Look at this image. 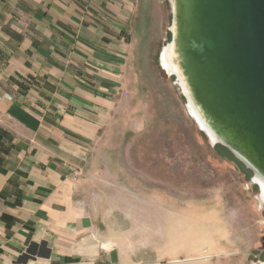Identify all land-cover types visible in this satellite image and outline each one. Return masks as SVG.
I'll return each instance as SVG.
<instances>
[{
	"label": "crops",
	"instance_id": "0c3cea01",
	"mask_svg": "<svg viewBox=\"0 0 264 264\" xmlns=\"http://www.w3.org/2000/svg\"><path fill=\"white\" fill-rule=\"evenodd\" d=\"M153 10L0 0V264H128L85 212L76 176L154 32Z\"/></svg>",
	"mask_w": 264,
	"mask_h": 264
},
{
	"label": "rangeland",
	"instance_id": "374dc122",
	"mask_svg": "<svg viewBox=\"0 0 264 264\" xmlns=\"http://www.w3.org/2000/svg\"><path fill=\"white\" fill-rule=\"evenodd\" d=\"M151 7L154 32L77 173L82 206L121 263L259 264L264 210L252 173L189 116L158 61L170 39L169 0Z\"/></svg>",
	"mask_w": 264,
	"mask_h": 264
},
{
	"label": "water",
	"instance_id": "95a60500",
	"mask_svg": "<svg viewBox=\"0 0 264 264\" xmlns=\"http://www.w3.org/2000/svg\"><path fill=\"white\" fill-rule=\"evenodd\" d=\"M169 9L159 66L215 145L264 180V0H169Z\"/></svg>",
	"mask_w": 264,
	"mask_h": 264
},
{
	"label": "bare ground",
	"instance_id": "6f19581e",
	"mask_svg": "<svg viewBox=\"0 0 264 264\" xmlns=\"http://www.w3.org/2000/svg\"><path fill=\"white\" fill-rule=\"evenodd\" d=\"M162 67L168 73H173V67L171 66L170 59L167 53H164L163 55ZM185 107L187 109L189 116L193 119L198 129L200 131H204L207 134V136L206 135L205 136L208 138L210 143L212 145H215V143L217 142L215 137L209 131L205 130L203 123L201 122L197 114L191 109V107L187 103H185ZM250 183L253 186H256V184L260 186V190L257 189L258 190L257 201H258L260 208L264 210V180L258 176H254L252 179H250ZM259 264H264V261Z\"/></svg>",
	"mask_w": 264,
	"mask_h": 264
},
{
	"label": "trees",
	"instance_id": "16d2710c",
	"mask_svg": "<svg viewBox=\"0 0 264 264\" xmlns=\"http://www.w3.org/2000/svg\"><path fill=\"white\" fill-rule=\"evenodd\" d=\"M215 146H219L221 148H223L224 150H226L224 147L220 146V145H215ZM227 151V150H226ZM228 152V151H227ZM256 187V186H255ZM257 188V187H256Z\"/></svg>",
	"mask_w": 264,
	"mask_h": 264
}]
</instances>
